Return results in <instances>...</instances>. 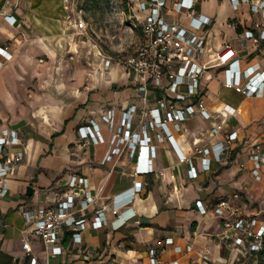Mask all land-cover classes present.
I'll list each match as a JSON object with an SVG mask.
<instances>
[{
	"label": "crops",
	"instance_id": "obj_1",
	"mask_svg": "<svg viewBox=\"0 0 264 264\" xmlns=\"http://www.w3.org/2000/svg\"><path fill=\"white\" fill-rule=\"evenodd\" d=\"M74 1L0 0V47L13 54L11 59L0 55V136L5 129L18 130L23 144L10 145L8 150L10 155L25 152L23 162L7 178L8 194L0 198L7 224L0 226V264H32L34 259L38 264H144L149 262L154 248L164 264H264V252H241L235 242L238 233L214 211L216 203L238 193L237 202L247 212L264 217V208L253 209L248 201L241 200L243 192L251 189L246 179L252 180L253 190L264 186V181L253 177V163L248 156L249 147L264 138V95L247 96L227 88L222 69H212V78L204 82L205 100L216 118L198 115L180 127L168 123L165 128L151 130L149 136L156 151L150 159L139 161L146 152L124 146L123 153L104 162L114 135L120 130L121 136L125 135L124 117L130 107L137 104L141 111L144 101L137 77L126 66L117 68L113 61L107 67L104 55H97L100 63L89 73L90 78L80 68L68 72L63 69L64 63L55 64L65 54L76 60L79 45H86V41L77 40L74 27L69 25V18L76 15ZM175 1L169 0L168 18L189 26L190 19L177 11ZM203 2L213 6L202 8ZM196 8L213 20L209 25L210 50L219 51L231 43L237 48L243 67L257 63L264 67V45L252 41L243 45L246 31L258 33L257 23L264 22V13L253 8V1L242 2L237 9L232 0H200ZM6 15H13L17 22L11 24ZM231 22L237 28L231 27ZM210 54H206L205 61ZM48 75L57 79L54 92L27 95L30 78L44 79ZM223 90L239 97L238 106L220 98ZM225 105L234 108L235 114L222 113ZM32 110L42 111V123L47 127L44 132L29 121L28 112ZM46 110L50 113H43ZM110 111L115 113L114 125L105 118ZM140 113L133 121L132 131L144 137ZM222 122L224 129L214 136L212 127ZM94 123L103 142L81 136L80 128ZM233 131L239 132V139L232 151L222 161L211 154L212 168L204 169L203 155L197 148L217 146ZM171 132L172 140L168 137ZM160 134L165 136L163 140L159 139ZM181 153L194 157L197 177L190 176L192 165L180 159ZM151 164L154 172H138ZM74 176L88 178L89 186L85 190L79 187L76 195L77 201L87 195L95 199L78 213V217L89 219L103 206L113 207L116 196L128 199V192L123 193L140 181L147 182V186L131 204L136 216L125 222V213L116 216L109 210L107 224L102 228L90 225L82 232L81 247L74 245L73 231L65 227L59 234L64 252L51 255L43 239L28 230L23 210L55 206L66 200ZM199 203L207 209L206 213ZM169 237L174 238V243H166ZM26 241L31 243V252L24 248Z\"/></svg>",
	"mask_w": 264,
	"mask_h": 264
},
{
	"label": "built area",
	"instance_id": "obj_2",
	"mask_svg": "<svg viewBox=\"0 0 264 264\" xmlns=\"http://www.w3.org/2000/svg\"><path fill=\"white\" fill-rule=\"evenodd\" d=\"M200 0H176L175 7L178 12H183L190 19V25L185 26L175 19L168 18L167 8L169 0H128L134 11V24L141 26L142 38L138 44L135 53L124 60L126 68L138 80L140 97L144 101V107L139 109L137 104L130 107L128 115L124 117L125 135L121 136V130L114 135L112 147L106 155L104 162L111 161L115 155L123 153L124 146H131L135 151L139 148L146 152L145 156H139V161L150 159L155 153V146L152 144V137L149 136L151 130L158 127L165 128L168 123L177 126L183 125L191 118L202 115L206 119L216 118L206 103V87L204 82L211 79V70L220 68L225 74L224 84L227 88L234 89L247 96L264 95V67L257 63L248 67H243L242 59L239 57L237 48L226 43L219 51L210 50L209 25L213 20L206 15L201 14L196 8V3ZM235 7L239 9L242 2L253 1V8L264 13V0H232ZM257 1V2H256ZM255 2V3H254ZM11 24L17 22L13 15H6ZM10 19H14L12 22ZM70 26L74 27L76 35L89 33L88 24L84 19L69 18ZM231 27L237 28V25L231 22ZM257 29L246 31L243 39V45L248 41L256 45H264V22L257 23ZM94 45V44H93ZM97 53V51H95ZM210 52L208 60H204L206 54ZM98 54V53H97ZM0 55L6 59H11L13 54L0 47ZM105 65L110 67L112 59L104 57ZM2 61L0 60V66ZM160 93V97L152 96ZM153 99V102L152 100ZM141 112V113H140ZM142 117L143 132L132 131L133 121L139 115ZM222 113L225 115L235 114V109L230 105H225ZM105 118L114 125L115 113L110 111ZM95 125H85L80 128L83 138L92 136L95 142L104 141L100 135L99 128ZM225 123H218L212 127L214 136L218 135L224 129ZM123 127H120L122 129ZM170 140L174 138L172 132L168 136ZM165 136L159 135L163 140ZM239 139V132H230L224 141L212 148H197V152L203 155L202 165L206 170H210L213 164L211 154L215 153L217 160H224L233 149L234 143ZM23 144L18 130L5 129L0 136V198L9 192L8 176L11 171L23 162L25 152L18 151L10 155V145ZM134 151V152H135ZM133 154V152H132ZM180 159L191 163L190 176L195 178L198 171L194 166V157L181 153ZM249 159L253 163L251 173L257 181H264V138L254 142L248 149ZM244 167L245 163H241ZM139 173L154 172V167L147 165L139 169ZM80 185V186H79ZM71 192L67 193V199L60 201L58 205L26 208L23 214L28 222V230L40 236L51 255H61L64 248L61 245L60 232L65 227L73 231L74 245H83L81 237L82 232L90 225L95 228H102L107 224V212L109 210L116 216L126 214L125 222L136 216L132 212V202L146 188L147 182L140 181L136 186L124 192H128V199L121 200L116 196L113 201V207L105 205L91 219L87 217H78L80 211L87 209L94 198L85 196L77 201L76 192L79 187L84 190L89 186L88 178L74 176L69 182ZM240 195L237 193L231 198L222 199L214 205V211L217 216L226 219L228 227L233 228L237 233L235 242L238 248L243 251L264 252V217L247 212L237 201ZM203 213L207 212L204 206ZM124 222V223H125ZM0 226H7L5 218L0 209ZM167 244L174 243V238L166 239ZM243 247H246L244 249ZM24 248L31 252L32 247L29 241L24 243ZM181 250V247H179ZM192 249V246L189 247ZM32 264H38L34 259ZM45 264H49L46 261ZM144 264H164L158 256L156 248L151 250V256L148 263ZM171 264H179L177 261Z\"/></svg>",
	"mask_w": 264,
	"mask_h": 264
},
{
	"label": "rangeland",
	"instance_id": "obj_3",
	"mask_svg": "<svg viewBox=\"0 0 264 264\" xmlns=\"http://www.w3.org/2000/svg\"><path fill=\"white\" fill-rule=\"evenodd\" d=\"M72 5L76 8V15H73V18L79 20L82 18L88 24V35L83 33L77 36V40L86 41V45H79V49L75 52L77 54L75 55L76 60L65 54L64 57L60 55L55 64L61 66L64 63L63 69L68 72H73L76 68H80L85 71L87 78H90V72L98 68L100 60L96 58L97 55L111 58L117 68L118 66H125L124 60L135 53L142 38L141 26L134 24V11L128 0H110V2L100 0V3H96L95 0H75ZM208 6H213V3L203 2L200 5L202 8ZM217 15L220 16V13L218 12ZM40 59L42 61L43 57ZM68 61L71 63L68 64ZM56 80L55 77L50 75L44 79L30 78L27 85V95H32L33 97L37 96L38 93L44 95L45 91L53 90L54 92ZM23 83V79H21V86L23 87L21 91H24ZM220 98L237 106L239 104V97L227 90L221 92ZM41 113L42 111L40 112L39 110L28 112L31 119L29 121H32L35 129L44 132L47 127L42 123L43 116ZM43 113L49 114L50 111L46 110ZM21 114L22 111L19 110L20 118L18 119L23 117ZM37 114H39L38 117ZM25 117L27 118L28 116ZM246 181L251 189L248 192L247 190L243 192L241 196L244 198H241V200L248 201L253 209L264 208V186L256 187L253 190L252 180L248 178ZM246 181L245 183H247Z\"/></svg>",
	"mask_w": 264,
	"mask_h": 264
},
{
	"label": "trees",
	"instance_id": "obj_4",
	"mask_svg": "<svg viewBox=\"0 0 264 264\" xmlns=\"http://www.w3.org/2000/svg\"><path fill=\"white\" fill-rule=\"evenodd\" d=\"M96 1V3H100V0H95ZM107 1H109L110 2V0H107Z\"/></svg>",
	"mask_w": 264,
	"mask_h": 264
}]
</instances>
